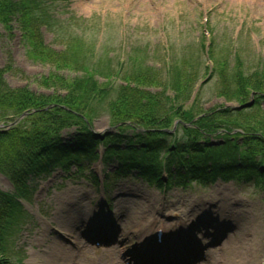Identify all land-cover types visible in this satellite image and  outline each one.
Returning a JSON list of instances; mask_svg holds the SVG:
<instances>
[{
  "label": "rangeland",
  "instance_id": "1",
  "mask_svg": "<svg viewBox=\"0 0 264 264\" xmlns=\"http://www.w3.org/2000/svg\"><path fill=\"white\" fill-rule=\"evenodd\" d=\"M43 6L50 16L41 25L46 45L60 52L75 44L73 47L82 54L74 67L97 71L100 76L95 80L104 89L120 62H124L126 69L123 76L133 73L134 63L129 62V57H141L146 52L148 57L139 59L143 66L141 76L150 78L149 83L158 86L149 91L164 92L168 82L164 62L169 51L171 59L179 57L170 73L173 83L187 86L182 92L179 89L174 105L185 110L195 106V115L202 116L230 110L232 121H238L234 120L238 113L234 109L240 104L236 97H231L233 90L222 87L221 69L208 79L212 63L202 45L210 43V36L205 41L204 32L208 29L211 34L216 60L225 64L230 88L236 86L233 80L236 67L229 66L235 64L230 62H234L236 53L242 56L244 66L240 69L245 75L264 70V0H44ZM19 26L20 23L12 31L0 28V68L9 69L5 77L11 88L28 87L38 95H52L54 89L46 88L42 79L48 80L53 73L71 79L80 75L66 70L57 72L29 58ZM147 63L155 67L148 68ZM108 74L114 75L109 79L105 76ZM120 84L119 78L110 93L89 103L80 96L84 105L89 104L90 114L93 111L95 132L116 135L109 108L118 98ZM167 94L174 97L171 90ZM254 95V106L240 111L239 121L260 123L264 130V99L256 92ZM244 100V104H249L252 95ZM162 103L164 109L156 118L168 113L171 102ZM235 132L227 135L236 139ZM132 136L131 132L128 137ZM182 138L187 139L180 128L178 139ZM210 141L224 142L215 134ZM133 144L136 145L134 141ZM243 149L244 144L231 153L239 155ZM94 165L80 175L74 167L68 174L58 167L30 180L29 186L34 189L31 204L25 206L27 214L23 223L13 230L9 239L15 250L13 264H141L144 259L137 263L134 259L137 251L132 248L138 245V240L140 243L155 236L159 225L142 238L150 228V218L161 220L166 233L182 235L176 245L167 246L165 242L163 249L153 246L152 240L147 241L144 248L157 249L154 254L162 259L158 264L173 260L172 252L181 254L176 264L202 257L201 263L193 264H264V190L254 186V182L261 181L259 176L248 175L239 164L232 167L245 176L243 181L193 183L162 194L158 188L130 177L113 182L106 195L101 187H96L92 170L103 182L116 165L106 168L105 172L101 164ZM248 177L253 178L249 181ZM0 189L14 193L2 175ZM96 218H102L104 227L100 228L103 225L99 223L100 229H97L101 234L90 230ZM182 222L184 228H180ZM199 223L202 226L197 229ZM97 237L103 239L98 241ZM144 248L139 251L141 255L147 253Z\"/></svg>",
  "mask_w": 264,
  "mask_h": 264
},
{
  "label": "trees",
  "instance_id": "2",
  "mask_svg": "<svg viewBox=\"0 0 264 264\" xmlns=\"http://www.w3.org/2000/svg\"><path fill=\"white\" fill-rule=\"evenodd\" d=\"M43 5L44 0H0V28L5 27L12 31L20 23L18 28L27 44L29 58L49 65L57 72L66 70L80 75L71 79L72 77L53 73L48 80L42 79L45 80L42 84L46 88L54 89V93L38 95L28 87L11 88L5 77L9 69L0 68V124L13 122L25 112L29 113L17 125L0 129V175L7 178L16 189L14 194L0 189V264H13L11 258L14 257L15 250L9 239L14 234L13 230L23 223L26 214L23 202H29L31 197L30 180L57 166L68 171L67 164L76 165L80 171H84L87 168L85 161H97L98 151L102 146L106 149L104 163L115 160L118 164L117 170L107 176V185L113 178L128 176L160 190L169 191L173 188L189 187L193 183L210 185L218 178L230 180L245 177L232 167V164H239L248 175L252 174L254 178L259 176L261 181L254 182L255 187L264 190V130L260 123L239 121L241 112L234 119L238 121H232L230 110H219L200 117L202 114L194 113L195 106L191 110H185L174 105L179 89L181 92L187 89L186 84H174L170 76L172 65L179 57L171 59L167 56L164 69L168 82L166 80L167 87L164 92L149 91L158 86L149 83L150 78L141 76L143 66L139 64V59L143 61V57H148L146 52L141 57H129V62L134 63L131 67L133 73H128L129 70L123 76L126 73L123 63L120 73L105 75L109 79L114 75L116 80L120 78L121 81L118 98L109 108L112 126H120L117 127L115 136L94 132L93 111L90 114L89 104L84 105L80 98L84 101L88 99L85 103H89L110 93L114 87V76L104 89L95 80L100 76L97 71L74 67L73 64L79 61L82 54L73 47L75 44L60 52L47 46L42 32L44 26L41 25L46 24L50 16ZM23 23L28 25L24 26ZM215 55L212 44L209 59L214 65L213 73L217 75L221 69L220 81L224 83L222 87L228 91L233 90L231 97H236L240 105L253 92L264 93V70L262 73L258 70L245 75L240 69L244 66L242 56L236 53L234 62H230L235 64L229 65L236 67L233 75L236 86L230 88L227 84L231 80L225 75L228 73L224 70L225 64L219 63ZM66 59L71 62L68 63ZM147 66L155 67L148 63ZM151 70L147 69L149 72ZM170 90L174 97L168 96L167 92ZM161 97L164 101H161ZM165 101L171 102L168 113L164 117L156 118L157 113H162V102ZM175 119L183 122L179 129H183L186 140L178 139L179 129L174 134L165 132L171 128ZM143 129L144 132L139 131ZM236 130H241L235 134L236 139L228 136ZM223 131L228 133L218 137H223L224 142L213 145L211 136ZM131 132L133 136L129 138ZM240 138H243L242 143L239 142ZM242 144L244 151L241 150L239 155L231 153L234 149L240 150ZM202 165H206L205 168ZM252 178L247 179L250 181Z\"/></svg>",
  "mask_w": 264,
  "mask_h": 264
},
{
  "label": "bare ground",
  "instance_id": "3",
  "mask_svg": "<svg viewBox=\"0 0 264 264\" xmlns=\"http://www.w3.org/2000/svg\"><path fill=\"white\" fill-rule=\"evenodd\" d=\"M151 220H150V222H151V225H150V227L151 226H153L154 224H156V223H159V222H161V220H159V219H156V218H150ZM147 229H149V228H147ZM79 242H80V239H79ZM67 259V258H66ZM67 260H70V258H68ZM69 263V262H68ZM71 263V262H70ZM72 264V263H71Z\"/></svg>",
  "mask_w": 264,
  "mask_h": 264
},
{
  "label": "water",
  "instance_id": "4",
  "mask_svg": "<svg viewBox=\"0 0 264 264\" xmlns=\"http://www.w3.org/2000/svg\"><path fill=\"white\" fill-rule=\"evenodd\" d=\"M253 104H249V105H246V106H243V107H241V108H247V107H250V106H252ZM25 116H27V113L26 114H24L23 116H22V118H24ZM1 128V127H0Z\"/></svg>",
  "mask_w": 264,
  "mask_h": 264
}]
</instances>
